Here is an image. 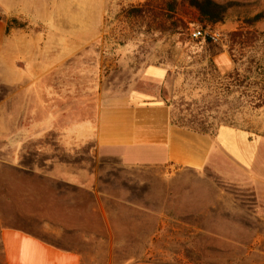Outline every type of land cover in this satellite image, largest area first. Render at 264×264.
<instances>
[{"label": "rangeland", "instance_id": "obj_1", "mask_svg": "<svg viewBox=\"0 0 264 264\" xmlns=\"http://www.w3.org/2000/svg\"><path fill=\"white\" fill-rule=\"evenodd\" d=\"M168 1L107 0L101 36L54 75L87 99L99 90L136 89L169 102L176 119L195 117L213 131L228 125L264 137V18L248 21L264 11V0H212L225 6L215 23L176 0L179 33L174 34L159 31ZM191 27L220 32L217 43L224 49L230 46L229 32L255 30L262 36L250 47L236 45V63L222 75L204 55L203 39L189 37ZM148 65L163 66L165 80H147ZM234 68L237 74L227 77ZM0 104V230L19 227L76 249L81 264H264V207L251 189L229 184L211 169L124 167L115 158L98 156L89 136L32 129L30 119L45 116L22 113L21 90L0 85ZM50 156L57 168L102 173L112 207L106 219L99 222L97 213L78 210L83 193L39 177ZM47 225L57 232L46 231ZM87 231L99 232L102 240L84 241ZM109 233L113 241H107ZM0 264H5L1 245Z\"/></svg>", "mask_w": 264, "mask_h": 264}, {"label": "crops", "instance_id": "obj_2", "mask_svg": "<svg viewBox=\"0 0 264 264\" xmlns=\"http://www.w3.org/2000/svg\"><path fill=\"white\" fill-rule=\"evenodd\" d=\"M106 1L0 0V85L21 90L22 113L45 116L30 119L31 128H59L89 136L98 156L115 158L124 167L211 169L223 181L251 189L264 207V137L226 125L214 136L194 132L173 124L170 108L142 91L99 90L87 99L76 86H64L63 77L54 75L101 36ZM11 19L23 26H12ZM226 53L212 58L222 75L233 68ZM143 75L159 84L167 70L148 65ZM0 109L2 114V104ZM44 162L46 170L39 177H45L50 186L83 193L85 202L78 210L93 216L97 213L99 222L107 218L112 207L108 194L103 193L101 172L57 168L52 156ZM45 230L57 232L49 225ZM84 233L86 242L102 240L99 232ZM109 236L107 241H113ZM0 245L5 264H81L76 249L58 247L19 227H2ZM129 264L151 263L140 260Z\"/></svg>", "mask_w": 264, "mask_h": 264}, {"label": "trees", "instance_id": "obj_3", "mask_svg": "<svg viewBox=\"0 0 264 264\" xmlns=\"http://www.w3.org/2000/svg\"><path fill=\"white\" fill-rule=\"evenodd\" d=\"M191 7L197 10L198 14L200 15L201 18L205 19L206 21L210 23H215L218 22L222 19V16L225 12V6L220 5L215 3L212 0H185ZM150 3V2H146ZM167 3V9L162 12V18L159 23V31L167 33V34H174V33H179L177 30L178 24L176 23V6L177 1L176 0H169ZM169 10V12H167ZM132 13H140L141 10L137 8H132L131 9ZM264 18V11L257 13L254 15L249 22H256L259 21L260 19ZM151 22H149V25ZM152 30H158L157 28H153ZM262 34L258 33L257 31H246L243 32L241 30H235L232 32H229L228 37H229V42L230 46L227 49H224L221 47L218 43H214L208 39L203 40V50H204V55L208 58L209 63L213 64L212 58L216 54L226 51L233 62V64L236 63V60L234 59L235 56L233 54L234 47L237 46H247L250 47L253 45L255 42H258L261 38ZM259 70V69H258ZM258 70L255 69L253 71L254 73H258ZM235 74H237L236 68L233 69V72L228 74L227 77H233ZM256 74H253L251 79L255 81ZM164 103L169 106L170 103L163 100ZM258 105V104H257ZM170 118L171 122L179 127L186 128L188 130L202 133V134H207L209 136H214L216 134V131L210 130L209 126L205 125L204 120H199L195 117L192 118H185V117H178L177 119L174 117L172 112L170 111ZM228 126V125H226ZM147 261V260H145ZM150 262V261H148ZM151 263V262H150ZM152 264V263H151Z\"/></svg>", "mask_w": 264, "mask_h": 264}, {"label": "built area", "instance_id": "obj_4", "mask_svg": "<svg viewBox=\"0 0 264 264\" xmlns=\"http://www.w3.org/2000/svg\"><path fill=\"white\" fill-rule=\"evenodd\" d=\"M188 35L192 40H210L214 43H217L221 40L222 34L217 31L204 30L198 27H191L188 29Z\"/></svg>", "mask_w": 264, "mask_h": 264}]
</instances>
